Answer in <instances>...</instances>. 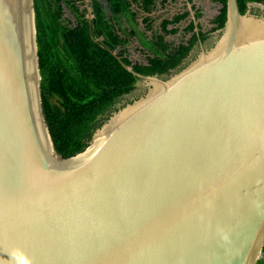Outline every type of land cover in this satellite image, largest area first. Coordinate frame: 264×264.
<instances>
[{
  "label": "water",
  "instance_id": "obj_1",
  "mask_svg": "<svg viewBox=\"0 0 264 264\" xmlns=\"http://www.w3.org/2000/svg\"><path fill=\"white\" fill-rule=\"evenodd\" d=\"M34 5L0 0V264H257L264 5L227 0L215 45L168 75L120 59L143 96L68 160L42 105Z\"/></svg>",
  "mask_w": 264,
  "mask_h": 264
},
{
  "label": "trees",
  "instance_id": "obj_2",
  "mask_svg": "<svg viewBox=\"0 0 264 264\" xmlns=\"http://www.w3.org/2000/svg\"><path fill=\"white\" fill-rule=\"evenodd\" d=\"M72 1L34 0L42 105L55 150L65 160L83 154L120 101L137 89L139 79L122 66L120 59L141 75L165 76L179 69L199 43L210 40L201 25L196 32L195 22L191 21L184 30L192 35L186 44L167 43L166 37L177 36L180 25L190 17L189 12L179 14L163 21L161 34L149 45L152 56L147 63L135 64L127 50L130 37L119 29V18L134 22L139 15L135 6L152 15L159 1L166 6L169 0H107L111 18L100 0H91L92 21L87 18L88 9L81 14ZM212 1L222 6L211 22L217 32L227 22V0ZM252 3L264 5V0H238L240 13L246 14ZM63 4L72 5L70 9L79 15L75 28L62 24ZM194 10L201 19L195 5ZM145 23L152 31V19L147 18ZM257 264H264V257Z\"/></svg>",
  "mask_w": 264,
  "mask_h": 264
},
{
  "label": "rangeland",
  "instance_id": "obj_3",
  "mask_svg": "<svg viewBox=\"0 0 264 264\" xmlns=\"http://www.w3.org/2000/svg\"><path fill=\"white\" fill-rule=\"evenodd\" d=\"M72 2L81 14L84 13V10L86 9H88V15L92 12L91 0H74ZM100 2L103 4L108 17L111 18V15L107 10V0H100ZM193 3L202 16L201 19H197L198 23H200L202 27V31L205 34H209L210 36V43L208 42L209 44L204 47L205 50L208 51L218 41L219 34L218 32L213 31L215 26L212 25L211 22L216 16H218L222 6L213 2L212 0H193ZM71 6L72 5L63 4L64 14L62 24L69 28H75V26L78 24L79 15L75 14L74 11L70 9ZM134 11L139 12L136 20L132 22L131 19L120 17L118 21L119 29L125 31L130 37V43L127 47L129 59L135 64H146L147 59L152 56L149 45L156 41L157 36L161 34L160 27L163 21L167 19L170 20L176 15L189 12V8L185 0H169L166 6H162L161 2L159 1L157 9L152 15H146L142 11H139L136 6L134 7ZM92 17L94 16L92 15ZM149 17L153 22L152 31H150L148 28L149 24L145 23V20ZM191 21H193L192 14H190V17L186 22H183L180 25V33L177 36L166 37V42L174 46H179L182 43L186 44L192 35L185 34L184 30ZM115 24H117V22ZM132 32L135 33V36L131 35ZM201 52L202 48L197 45L191 52L190 60H195ZM143 94L144 92L141 90V87L138 86L136 92L124 97L120 101L116 107V112L133 101L141 98Z\"/></svg>",
  "mask_w": 264,
  "mask_h": 264
},
{
  "label": "built area",
  "instance_id": "obj_4",
  "mask_svg": "<svg viewBox=\"0 0 264 264\" xmlns=\"http://www.w3.org/2000/svg\"><path fill=\"white\" fill-rule=\"evenodd\" d=\"M263 250H264V246H263V249H262V252H261V257H260V259L264 257V251H263Z\"/></svg>",
  "mask_w": 264,
  "mask_h": 264
},
{
  "label": "flooded vegetation",
  "instance_id": "obj_5",
  "mask_svg": "<svg viewBox=\"0 0 264 264\" xmlns=\"http://www.w3.org/2000/svg\"><path fill=\"white\" fill-rule=\"evenodd\" d=\"M87 18H88V14H87ZM208 42H209V41H208ZM208 42L204 45V47H206V46L210 43V42H209V43H208Z\"/></svg>",
  "mask_w": 264,
  "mask_h": 264
}]
</instances>
